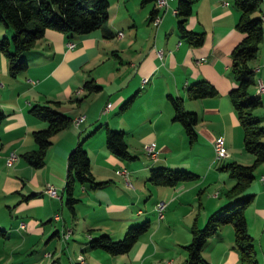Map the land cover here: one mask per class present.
I'll return each mask as SVG.
<instances>
[{"label": "crops", "instance_id": "1", "mask_svg": "<svg viewBox=\"0 0 264 264\" xmlns=\"http://www.w3.org/2000/svg\"><path fill=\"white\" fill-rule=\"evenodd\" d=\"M107 1L108 16L103 27L94 28L83 34L64 33L46 28L42 37L37 39L33 47L23 56L26 68L20 72L22 81L17 80V77L14 80L7 79L6 61L0 55V81L2 82L0 113L2 119L7 117L3 124L8 123L5 126L0 122V161L2 160L3 166L0 169L2 181L0 189L4 198H11L18 194V187L23 186L24 183L17 180V175L18 173L23 175L27 169L19 159H15L11 166L5 165L4 160L8 154L16 152L23 144V141L21 144L19 140L11 141L21 134L26 137L29 130L34 131L46 126L45 121L28 115L29 108L36 104L50 105L71 118L73 123L74 118L81 117L75 125H69L53 135L57 149L51 150L47 159L51 175L49 178L33 180L36 188L28 187L27 189L29 192L24 205L27 207L35 203L38 214L25 218L26 221H20L21 223L9 221L5 225L0 222V235L4 237H10L11 234L17 235L20 231L23 233L22 238L34 231L42 233L37 222L42 223L44 220L55 221L57 227L50 226L41 236L62 238L61 233L69 229L68 237L62 241L65 242L71 237L75 231L73 223L68 224V215L65 216L63 213L65 208L63 207L65 197L62 191L65 176L63 164H66L69 150L80 139L83 140L93 178H96V181H107V184L101 188L89 190L75 182L86 194V200L76 199L72 211L69 209L70 219L72 222L75 221L82 208L84 210L99 203L103 205L104 210L103 217L100 219L120 222V226L99 228V224L93 221L100 219L94 216L95 220L81 222L80 231L77 234V236L80 235L79 238L85 234L88 237L83 238L88 241L104 233L111 239H118L129 225L143 220H148L149 225L154 223L151 222L149 212L141 203L147 197L145 193L137 192L139 189L135 181L147 180L149 168L156 165L183 168L197 175L194 181L178 182L180 187L177 188L176 195L170 198L166 196L164 202L160 201V198L154 200L153 204L158 201L164 204L163 210L176 201L186 200L184 205L189 207L183 214L188 217L196 210L199 217L202 213L200 221L197 222L199 227L208 214L226 202L225 197H219L221 192L217 189L204 197V201L199 200L196 207L192 205L194 199L191 196L183 195L194 186H204L201 189L203 196L205 191L213 189L217 184L221 187H219L220 190L230 188L234 181L225 171L220 170L219 166L231 161L240 163L232 156V153L234 150H240L242 130L227 96L230 88L234 86L228 73L229 54L242 36V33L234 26L238 9L232 5L231 0H225L226 4L224 0H194L184 25L187 29L202 31L204 38L201 45L193 47L178 35L177 16L174 12L176 0H168L166 6L161 9L156 8L155 0L145 3H141L140 0ZM262 3L264 4L263 1ZM154 7L156 16L160 19L158 22L150 18V10ZM254 14L259 15L264 21V5ZM105 33H108V36ZM3 34L8 36L10 29L0 24V35ZM69 43L72 44L70 47ZM259 46L258 57L256 53L253 59L257 58L258 67L253 69L255 83L251 86V93L257 95L261 101L255 113L264 126V89L259 90V82L264 86L263 31ZM158 52H160L159 55ZM253 60L251 65H254ZM144 78L146 81L142 83ZM87 80H92L100 88L96 92L82 96L85 92L82 85ZM199 80L210 83L216 90V95L189 99L186 94L187 86ZM22 95H26L23 104L28 114H25V110L14 114V110L9 109L12 107H8V103L18 100ZM168 95L179 97L183 108L196 114L194 143H188L181 124L172 120L173 112L167 99ZM128 99H130L129 103L122 107ZM107 102L109 107L103 112L102 109ZM9 114H11L10 120H8ZM13 115L21 117L24 121L23 131H19V124H14ZM16 125L19 130L16 129ZM105 127L123 132L127 151L135 159L140 160L139 163L133 160L126 162L125 159L109 152L104 145ZM3 134L7 136L5 139ZM217 137L222 138L223 146L229 156L215 159L213 141ZM30 138L29 150H32L35 144L31 135ZM147 142L154 143L156 150L154 160L148 155L147 159L139 158L140 153L143 152L141 144ZM249 160V157L245 158V161ZM5 168L16 175L6 173ZM121 170H125V173H120ZM263 172L264 162L257 168L256 173H253L254 179L245 191L252 194V199L244 211L247 231L251 235L258 233L261 225V230H264V186L259 181V176ZM123 182H128L131 187L124 186ZM47 184L60 185L57 199L53 200L49 196L46 201L42 199L43 196H47L43 191ZM204 189L206 190L203 192ZM37 191L39 192L36 193ZM108 197H111L110 200H107ZM55 205L59 208V214L55 211ZM155 213L157 223L165 217L162 214L161 218H157V212ZM182 228L185 230L183 226ZM212 239L221 241L223 236L216 233L209 237L208 241ZM48 240H44V243ZM189 240V237L183 238V245ZM208 241L203 249L208 245ZM66 247L71 248L72 254L76 249L80 252L90 250L87 242L82 243L76 240L68 243ZM80 252L75 253L73 260H70L71 263L105 264L109 263L107 260H111L108 256H117L102 255L103 261L98 263L99 261L91 259L90 256L86 257ZM179 252L182 253V259L179 261L165 260L163 256L148 261V257H152V254L147 247L144 250L142 247L139 260L129 257L127 263L180 264L185 258V253L182 249ZM47 254H49L48 251H45L43 255ZM91 254L92 257H99V253ZM51 264H57L56 260L52 259ZM123 264H126V261H123Z\"/></svg>", "mask_w": 264, "mask_h": 264}, {"label": "trees", "instance_id": "2", "mask_svg": "<svg viewBox=\"0 0 264 264\" xmlns=\"http://www.w3.org/2000/svg\"><path fill=\"white\" fill-rule=\"evenodd\" d=\"M151 0H140L145 3ZM194 0H176L175 14L178 35L190 46L202 44V31L187 29L185 18L191 12ZM238 9L235 28L242 36L233 46L229 54L228 73L234 86L227 93L231 108L242 130V146L252 155L253 160L245 165L235 161L219 166L234 183L224 191L226 202L208 214L205 223L199 228L191 225V237L183 245L185 258L180 264H208L201 251L207 239L217 233L220 225L231 224L233 244L241 264H256L252 238L247 231L244 211L252 199L246 188L254 179L253 171L264 162V126L255 110L261 105L259 97L251 93L254 85V71L249 62L256 56L261 36L262 18L253 12L259 9L261 0H231ZM107 0H0V24L10 29V34L0 35V53L4 56L8 73L14 77L26 68L24 54L29 51L46 28L64 33L83 34L94 28L103 27L107 20ZM156 16L155 7L150 10V18ZM108 36V33H105ZM82 87L88 92H96L99 85L87 80ZM189 99H200L216 95L214 87L205 80L196 81L186 88ZM167 99L172 107V120L181 124L188 143L195 142L194 126L197 116L194 112L183 108L181 99L171 95ZM128 99L122 107L129 103ZM36 118L46 122L42 129L31 132L35 148L24 152L21 156L34 168L43 164V155L50 144V138L70 125L71 118L62 114L50 105H32L28 110ZM2 114L0 113V122ZM104 145L113 155L122 159H133L127 151L121 130L104 128ZM197 175L183 168H168L156 165L148 170L147 181L154 185L173 186L181 181H194ZM74 182L89 190L101 188L107 181H96L89 168V160L83 140L69 150L66 156L63 194L65 205L72 211L76 199L72 197ZM149 227V221L129 225L118 239L100 233L87 241L88 248L98 249L109 255L128 252L138 237Z\"/></svg>", "mask_w": 264, "mask_h": 264}, {"label": "rangeland", "instance_id": "3", "mask_svg": "<svg viewBox=\"0 0 264 264\" xmlns=\"http://www.w3.org/2000/svg\"><path fill=\"white\" fill-rule=\"evenodd\" d=\"M263 5L264 4L262 3V0H261L259 4V9L263 7ZM259 9L255 10L253 14L257 13ZM262 31L264 33V21L262 22ZM0 55L2 54L0 53ZM2 57L4 58L3 55ZM257 57H258V53H257ZM251 62L252 60L249 62L250 64L249 66L252 69H254V67H258V65H256L257 58L253 60L254 65H251ZM5 65H6L7 79L14 80V78L17 77V80L22 81L23 77H22V74L20 73L22 71L18 72L14 77H11L8 73L7 63ZM1 85H2V82L0 81V86ZM90 93H93V92H90ZM87 94L88 92L85 90L82 96H86ZM27 95H30V94L27 93ZM25 97L26 95H22L18 100L16 101L12 100L11 102L8 103V107H12V109L11 108L9 109L14 110L15 112L14 114H16L17 111L18 113L19 112L22 113L23 110H25V114H28L26 113L27 111L26 109H24V104H23ZM10 115L11 114L8 115V118H9L8 120H10ZM28 115L33 116L30 112ZM6 118L7 117H4L3 119H1V125H5V126L8 125V123L3 124ZM12 120L14 124L20 125V130L17 127L18 125H16V129H18L19 131H23V128L25 127V125L21 117L13 115ZM260 122H262L261 119H260ZM70 125H75V124L71 121ZM31 132L32 130H29L28 135L26 137L23 134H21L20 136L17 137V139H14L11 141L13 142L15 140H19L20 144L23 141L21 148H18L17 150L15 149L16 152H10V153H13L15 155V159L21 160L22 163L27 167V169L25 173H23V175L21 173H18L17 175V180L20 183L22 182V184L24 183L23 186L18 187L17 195L11 198H4L2 196L3 194L0 189V222H2L5 225L9 221L24 222L25 218L28 219L29 216L32 217L38 214L37 213L38 209H36L35 203L29 204L27 207H25L24 205L26 203V196L28 195V192H29L27 191V189L28 187H35L33 180L43 179L44 177L49 178V176L51 175L48 169L50 165L47 159L49 157L50 151L57 149V144L53 140V136L50 138L51 144L46 148L44 152L43 164L40 167L34 168L30 166L21 156L24 152L30 151L29 149H30V141H31V138H30ZM6 137L7 136L3 134V138L5 139ZM262 141L264 143V136L262 138ZM147 143H153V142H147ZM144 144L146 143L141 144V149L143 150V152L140 153L139 155L140 159H147V153L143 148ZM225 152L227 156L228 151L226 149H225ZM232 156L234 158H237V160H239L240 163L245 164V165L250 164L251 161L253 160L252 155L246 152L242 145L240 146V150L233 151ZM247 157H249L250 159L249 161H245V158ZM130 160H133V162L135 161L136 163L140 162V160L135 159V158L130 159ZM125 161L127 162L129 160L125 159ZM262 164L263 163L256 166V168L253 171L254 174L256 173L257 168L261 166ZM65 165L66 164L64 163L63 171L65 170ZM8 166H11V164ZM2 167L3 166H2V160H1L0 169ZM4 171L8 174L16 175L15 173H12V171L9 169L5 168ZM0 183H2L1 180H0ZM135 183H136L137 189H139V191L137 192L142 193V194L145 193V197H147L141 203H142V206L145 208V210L149 212V218L151 222H154V223L149 225L147 230L138 237L135 244L133 245V247L130 249L128 253H123V254H120L114 257L108 256L110 257L111 260L104 259L109 262L105 264H123V261H126V264H128L127 262H128L129 257L130 259L133 258L134 260L136 259L139 260L142 254L140 253V249L142 247H143V250L145 249V247H147V249L152 254V257H148L147 259L148 261L153 258L159 257V256H163L165 260H169V259H174L178 261L181 260L182 253H180L179 251H181V249L184 251L183 246H182L184 244L182 243L183 238L185 239L189 237L190 239L191 225L193 223L197 225V222H199L202 217V213H200V216L198 217L196 214V210H195L193 214L188 215V217L185 216L183 213L189 207V205H184L186 200L183 202L176 201L174 204L170 205L169 208H166L164 210H163L164 204L159 203L158 200L156 204H153L155 199L160 198V201H163L165 200L166 196L170 198L172 195L174 194L176 195L177 188L180 187V183L175 184L173 186H162V185H154L151 182L147 181L146 179L143 182H141V180L140 181L136 180ZM193 183L191 184L194 185ZM123 185L131 187L128 182H123ZM50 186L54 189L55 195L54 196H50V195L43 196L42 199L44 201L49 199L48 196L52 197L51 199L55 200L57 199V196L59 195L60 185L59 186L50 185ZM203 187L204 186H200V187L194 186L188 189L187 192L183 196L185 197L191 196L192 199H194V202L192 203V205L196 207L199 200L204 201L205 200L204 197L210 195L213 190L215 189L219 190V192H221L219 197L222 196L224 198L223 193L225 190L228 189L227 188V189L220 190L221 187L217 184L216 186H214L213 189H209L207 191H205L206 189H204L203 192L205 191V193L203 196L202 191H201ZM39 191H37L36 193H38ZM85 196L86 194L82 190H80L78 184L74 182L72 185V197L75 199H79V200L80 199L86 200ZM110 198L111 197H108L107 200H110ZM159 204L162 205V208L160 209L161 217H162V214L165 215V217L162 219V221H159L157 223L155 211L156 212L158 211ZM74 205L75 203L73 204V206ZM63 207H65L63 208L64 215L65 216L68 215V220H67L68 224L73 223L72 226H73V229L75 230L73 231L71 237L69 236L70 238L68 240L63 242L62 238H56L55 236L50 237V238L47 235H45V237L41 236L42 233L43 234L46 233V231L49 229L50 226L57 227V223H55V221L53 220L51 221L44 220L42 221V223L37 222V226H39L43 230V231L41 230L42 233L34 231V232L26 234L25 236H23V238H22V234H23L22 231L17 233L19 237L13 234H11L10 237H7V236L4 237L0 235V264H51L52 259H55L57 264H73L71 263L70 260H73V258L75 257V253L77 252L79 253L80 251L79 249H76L74 250L75 252L72 254L71 248L66 247V245L68 243L69 244L72 243L73 240H76L77 242H82V243L87 242V239L83 237L85 236L88 237V235L83 234V237L81 238H79L80 235L77 236L78 231H80L81 222L95 220L94 216L98 217L99 219L102 218L103 217L102 214L104 213V210H103V205H100L99 203H95L93 206L91 205V207L87 209L83 210L82 208L81 211H79V214H77L75 221L72 222L70 219L69 209L67 208L66 205ZM183 207L185 209H182ZM55 211L59 214V208L57 205H55ZM166 214L168 215L166 216ZM91 217H93V219H91ZM157 218H159L158 212H157ZM205 221L206 219L204 220V223ZM74 222L76 223L75 225H74ZM93 222L99 224V228H103V227L116 228L117 226H120V222L117 223V222L109 221L108 219H100V220L93 221ZM203 224L199 225V228H201ZM182 226L185 228V230L182 228ZM261 229H262V225L258 233H255L254 235L249 234L252 238L256 264H264V230H261ZM67 230L69 229H65L64 232ZM69 233H70V230H69ZM217 233L222 234L223 239L221 241H216L215 239H212V240H209L210 243L207 239L208 245L205 247V249H202L201 251L202 257L206 259L207 262H209L208 264H241L238 258V253L233 244V229H232L231 224L227 223V224L220 225L217 230ZM47 239H49L48 242L44 243V240H47ZM76 246H77V243H76ZM261 246H262V249H261ZM45 251H48V253L51 254L52 256L51 255L48 256L49 254L43 255ZM80 253L86 257L90 256L91 259H94L95 261H99L98 263H101L100 261H103L102 255H108L98 249L85 250ZM91 253H99V257L98 258L92 257Z\"/></svg>", "mask_w": 264, "mask_h": 264}, {"label": "built area", "instance_id": "4", "mask_svg": "<svg viewBox=\"0 0 264 264\" xmlns=\"http://www.w3.org/2000/svg\"><path fill=\"white\" fill-rule=\"evenodd\" d=\"M167 1L168 0H160V5H161V8L165 7L166 4H167ZM224 3L226 4L227 1L224 0ZM160 20V19H159ZM72 44H68V46L70 47ZM160 52H158V55H159ZM259 89L260 91H262L264 89V86L261 84L260 82V86H259ZM80 91V90H79ZM78 92V91H77ZM109 107V102H107L102 111H106ZM74 120V124H76L78 121L81 120V117L79 118H76V119H73ZM144 150L146 151L147 155L151 158V159H155L156 158V151H155V147H154V144L153 143H146L144 144L143 146ZM213 152H214V157L215 159H221V158H224L226 156V152H225V148L223 146V142H222V138L221 137H217L214 139L213 141ZM15 160V155L13 153H9L8 156L6 157L5 159V164L8 166L10 165L13 161ZM120 173H125V170H121ZM259 181L260 183L264 186V172L259 176ZM44 192L47 194V195H50V196H54L55 195V192H54V189L50 186V185H47L44 189ZM162 208V205L159 204L158 206V217H161V214H160V209ZM63 234V240L66 239L69 235V232L68 230L65 231Z\"/></svg>", "mask_w": 264, "mask_h": 264}, {"label": "bare ground", "instance_id": "5", "mask_svg": "<svg viewBox=\"0 0 264 264\" xmlns=\"http://www.w3.org/2000/svg\"><path fill=\"white\" fill-rule=\"evenodd\" d=\"M263 2H264V0H262ZM155 4H156V8L157 9H161V5H160V0H155ZM159 17L158 16H155L154 17V21H156V22H158L159 21V19H158ZM145 81H146V78H144V79H142V83H145ZM259 86H260V83H259ZM260 90V89H259ZM69 232V231H68ZM62 239H63V234H62Z\"/></svg>", "mask_w": 264, "mask_h": 264}]
</instances>
